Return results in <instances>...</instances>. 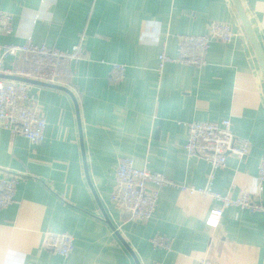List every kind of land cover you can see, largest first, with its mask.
<instances>
[{"label":"crops","instance_id":"obj_1","mask_svg":"<svg viewBox=\"0 0 264 264\" xmlns=\"http://www.w3.org/2000/svg\"><path fill=\"white\" fill-rule=\"evenodd\" d=\"M240 2L264 56V0ZM0 12L15 17L1 42L81 44L87 56L58 83L73 92L78 110L68 92L31 85L47 120L43 142L0 126V176L19 178L16 202L0 211V264H137L88 182L80 123L91 181L140 264H264V211L230 206L212 227L207 218L224 203L203 192L237 198L247 190L264 206V72L234 0H0ZM212 22L229 24L233 41L214 40L201 66L173 61L159 70L162 52L180 55L181 34L208 33ZM114 63L127 66L118 81ZM224 118L250 152L212 170L187 155L186 124ZM125 156L176 183L161 189L149 221L130 220L111 199ZM49 232L74 235L68 257L51 250ZM156 235L172 248H154Z\"/></svg>","mask_w":264,"mask_h":264},{"label":"built area","instance_id":"obj_2","mask_svg":"<svg viewBox=\"0 0 264 264\" xmlns=\"http://www.w3.org/2000/svg\"><path fill=\"white\" fill-rule=\"evenodd\" d=\"M15 17L9 12H0V36L13 31ZM236 33L229 24L212 22L208 33L199 35H180V55L171 57L166 52L159 55V70L168 62L184 65L201 66L205 55L214 40L231 42ZM86 50L81 44L71 49L49 46L47 43L27 41L7 43L0 41V126L13 135H22L33 144H40L45 138L47 120L36 105L31 84L2 77L18 75L48 83H60L70 78L74 64L85 59ZM112 80L123 78L126 64L112 65ZM188 140L185 150L189 157L206 161L215 170L227 163L230 155L244 158L250 152L248 139L233 132L232 121L224 118L220 122L193 120L188 122ZM213 178V174H210ZM19 178L15 174L0 176V211L16 202V189ZM260 190L264 187V155L258 167ZM176 186V183L161 172L139 168L132 157H121L116 169L114 189L111 199L116 206L123 208L130 220L149 221L158 207L160 192L163 187ZM183 188L185 186H182ZM206 194L212 193L224 205L213 208L207 218V224L217 227L224 209L236 206L251 211H264V206L257 203L256 197L244 190L237 198L223 196L204 188ZM48 246L59 255L68 257L75 248V237L69 232H49ZM154 248L171 249L172 242L163 235L151 239ZM195 264H215L207 259H200Z\"/></svg>","mask_w":264,"mask_h":264},{"label":"water","instance_id":"obj_3","mask_svg":"<svg viewBox=\"0 0 264 264\" xmlns=\"http://www.w3.org/2000/svg\"><path fill=\"white\" fill-rule=\"evenodd\" d=\"M237 7H238V10H239V13H240V16L242 18V21L244 23V26L248 32V35L252 41V44L256 50V53H257V56H258V59L260 61V64L262 66V70L264 72V56H263V53H262V50L259 46V43L257 41V38L255 36V33L252 29V26L249 22V19L247 17V14L244 10V8L242 7V4L240 2V0H234ZM2 77L4 78H7V79H11V80H15V81H21V82H25V83H28V84H31V85H41V86H47V87H53V88H57V89H60V90H64L66 92H68L72 97H73V100L76 104V108L78 110L79 108V105L77 103V99L75 97V95L73 94V92L70 91V89H68L66 86H63V85H60V84H57V83H48V82H43V81H40V80H36V79H32V78H28V77H22V76H18V75H2ZM79 112V111H78ZM79 122H80V117H79ZM80 133H81V141H82V150H83V160H84V165H85V170H86V175H87V178H88V182L91 186V189L94 193V196L102 210V213H103V216L105 218V220L110 224V226L112 227V229L114 230L115 234L118 236V238L123 242V244L127 247V249L131 252V254L133 255V257L135 258L137 264H140L139 261H138V258L136 256V254L134 253V251L131 249L130 245L126 242V240L122 237L120 231L113 225V223L111 222L108 214L106 213L105 211V208L103 206V203L98 195V192L96 191L92 181H91V178H90V175H89V171H88V166H87V158H86V153H85V146H84V141H83V134H82V127H81V123H80ZM52 251H55L54 248H51Z\"/></svg>","mask_w":264,"mask_h":264}]
</instances>
